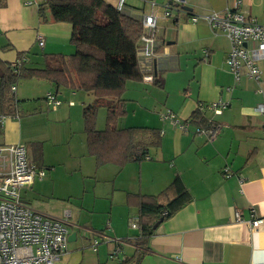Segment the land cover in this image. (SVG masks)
I'll return each mask as SVG.
<instances>
[{"label": "crops", "instance_id": "obj_1", "mask_svg": "<svg viewBox=\"0 0 264 264\" xmlns=\"http://www.w3.org/2000/svg\"><path fill=\"white\" fill-rule=\"evenodd\" d=\"M44 1L0 0V71L22 57L23 69L43 68L44 55L74 52L71 24L51 20L46 8L40 11ZM104 1L118 6V0ZM184 1L179 9L171 6L170 16H164V8L172 0H125L121 9L138 18L152 11L157 16L156 56L144 70L160 86L143 78L126 81L121 96L126 114L116 123L119 129L158 131L159 146L149 147L141 161L96 166L82 117V108L95 98L92 92L36 78L15 83L16 113L3 118L0 144H24L30 162L45 170L23 189L22 200L43 215L66 219V248L54 264H133L140 251L139 264L264 263V114L253 112L264 104V59L259 61L260 80L244 75L235 80L225 63L228 38L202 17L234 8V1ZM238 8L264 25V0H242ZM193 15L198 16L195 22ZM139 53L136 49V59ZM48 92L59 105L47 103ZM218 100L227 102L220 114L198 109L200 103ZM166 110L180 122L189 120L187 129L162 118ZM195 111L204 124L193 121ZM105 121L106 107L101 105L95 128L103 130ZM198 126L219 130L209 139L195 132ZM176 177L190 201L161 221L140 246L138 227L129 225L132 217H139L138 207L128 203V196L157 195ZM173 195L167 190L164 197ZM254 217L262 221L251 228L248 221ZM116 248L118 255L110 257Z\"/></svg>", "mask_w": 264, "mask_h": 264}, {"label": "trees", "instance_id": "obj_2", "mask_svg": "<svg viewBox=\"0 0 264 264\" xmlns=\"http://www.w3.org/2000/svg\"><path fill=\"white\" fill-rule=\"evenodd\" d=\"M48 9L50 18L72 26L70 41L75 50L69 56L44 55L43 68H20L15 74L10 68L0 71V110L5 115L16 113L11 85L20 78L47 80L55 87H68L92 92L94 100L82 108L87 150L96 166L112 163L120 167L131 161H141L148 148L159 146L156 129L148 127L117 128V120L126 114L122 93L128 80L141 81L142 71L136 59V49L142 33L138 17L129 15L104 0H45L40 5ZM155 85L158 81L153 79ZM106 107L103 130L95 128L98 108ZM197 124L205 120L198 111L192 114ZM173 191L167 199L165 192ZM167 190L157 195H130L128 203L138 207L139 236L136 243L145 246L153 234V224L169 218L191 196L176 177ZM167 199V200H166ZM134 200V201H133ZM143 252H137L133 264H139ZM124 260L119 264H128Z\"/></svg>", "mask_w": 264, "mask_h": 264}, {"label": "built area", "instance_id": "obj_3", "mask_svg": "<svg viewBox=\"0 0 264 264\" xmlns=\"http://www.w3.org/2000/svg\"><path fill=\"white\" fill-rule=\"evenodd\" d=\"M233 1L234 8L211 11L202 17L212 30H221L228 38L230 50L225 63L234 79L239 80L244 75L257 81L261 79L263 73L259 61L264 59V25L260 24L254 16L245 14L238 8L242 0ZM184 2V0H172L170 5L165 6L164 16L171 15L172 5L179 9ZM124 3L125 0H118L117 8L121 10ZM139 19L142 33L138 40L137 50L139 49L142 53L137 55V59L142 78L153 82L154 77L144 70V66L149 69L150 62H153L156 56L154 46L157 16L152 11L142 14ZM191 20L197 21L198 16H191ZM38 44L43 45L41 36H38ZM145 57L147 63L142 61ZM23 61L22 57L11 63L9 68L18 74ZM11 90H15V84L11 85ZM45 98L52 107L60 104V100L53 92L46 93ZM226 105L227 102L218 100L207 104L200 103L198 109L200 111L209 109L214 114H220ZM253 112L264 114V104L256 105ZM4 117L5 114L0 113V124ZM162 118L168 119L182 130H186L190 122L189 120L180 122L170 110H166ZM218 130L219 128L215 126L210 129L201 126L195 128L196 133L206 134L209 139H213ZM262 131L264 133V123ZM223 171L226 176L230 174L227 167H224ZM44 174V169L30 162L24 144H0V264H54L66 248L68 236L66 219L43 215L30 208L22 200L23 189L32 185L36 177L42 178ZM236 220H242L238 212ZM261 221V218L254 217L248 223L251 228H256ZM129 225L137 228L138 218L132 217ZM118 253L119 248H116L112 250L110 257Z\"/></svg>", "mask_w": 264, "mask_h": 264}, {"label": "water", "instance_id": "obj_4", "mask_svg": "<svg viewBox=\"0 0 264 264\" xmlns=\"http://www.w3.org/2000/svg\"><path fill=\"white\" fill-rule=\"evenodd\" d=\"M160 222H161V220H159L158 222H156V223L153 225V228H155ZM68 239H69V238H68Z\"/></svg>", "mask_w": 264, "mask_h": 264}, {"label": "rangeland", "instance_id": "obj_5", "mask_svg": "<svg viewBox=\"0 0 264 264\" xmlns=\"http://www.w3.org/2000/svg\"><path fill=\"white\" fill-rule=\"evenodd\" d=\"M19 81H20V80H19ZM17 82H18V81H17ZM17 82H16V83H17Z\"/></svg>", "mask_w": 264, "mask_h": 264}]
</instances>
